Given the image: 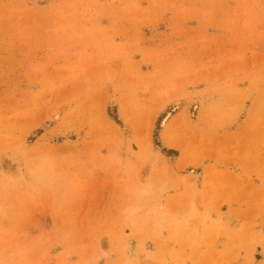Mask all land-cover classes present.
I'll list each match as a JSON object with an SVG mask.
<instances>
[{
    "label": "rangeland",
    "instance_id": "1",
    "mask_svg": "<svg viewBox=\"0 0 264 264\" xmlns=\"http://www.w3.org/2000/svg\"><path fill=\"white\" fill-rule=\"evenodd\" d=\"M0 182L8 264H264V0H0Z\"/></svg>",
    "mask_w": 264,
    "mask_h": 264
},
{
    "label": "bare ground",
    "instance_id": "2",
    "mask_svg": "<svg viewBox=\"0 0 264 264\" xmlns=\"http://www.w3.org/2000/svg\"><path fill=\"white\" fill-rule=\"evenodd\" d=\"M57 118V117H56ZM54 121V120H53ZM164 124V123H163ZM28 165V164H27ZM65 171V170H64ZM64 171H60L57 175L56 174H54V172H52L50 169H48V168H44V169H41V170H39V171H36L34 168H27V170L25 171V173L24 174H22V178L24 179V183H25V185L27 184L28 185V180H29V182L30 183H32L33 184V186L34 187H42V188H48V187H50V186H52V184H56L57 182H59V181H63V180H65V178L63 179V175L66 173V172H64ZM56 173V172H55ZM65 176V175H64ZM63 179V180H62ZM66 182V181H65ZM0 184H1V182H0ZM60 184H62V183H60ZM60 184H58V185H56L55 187L59 190H61V185ZM132 184V183H131ZM63 185V184H62ZM133 185H135V183L134 184H132L131 186H130V189L129 190H132V189H138L137 191H139V187L138 188H134L133 187ZM161 185V184H160ZM163 185V184H162ZM161 185V187L160 186H158L157 185V188H159V190H161V191H159V192H162V186ZM3 186V185H2ZM2 186L0 185V188L2 189ZM24 186V185H23ZM63 186H65V184L63 185ZM136 186H137V184H136ZM55 187H53V189L55 188ZM27 188V187H26ZM29 188L31 189V186H29ZM5 189H6V191L8 192L9 190H8V188H6L5 187ZM25 189V188H24ZM28 189V188H27ZM141 189V188H140ZM3 190H4V188H3ZM55 190V189H54ZM57 190V191H58ZM63 190H64V188H63ZM142 190V189H141ZM61 192H62V190H61ZM57 193V192H56ZM62 193H64V192H62ZM135 193H137L138 194V192H135ZM57 194H61L60 192L59 193H57ZM134 194V193H133ZM136 194V195H137ZM11 195V194H10ZM139 195V194H138ZM5 208V207H4ZM2 211H3V206L0 204V213H2ZM134 211V210H133ZM7 212V211H6ZM128 213H131V212H127V214ZM133 213V212H132ZM3 214V213H2ZM149 222V221H148ZM150 223H151V221H150ZM149 224V223H148ZM147 224V225H148ZM137 225V224H136ZM133 226V225H132ZM134 227V226H133ZM136 228V227H135ZM1 247V246H0ZM3 247V246H2ZM2 247L0 248V264H8V262H11L12 260H13V257H14V253L15 252H13V249L12 250H10L9 252H8V254H7V256L6 255H2ZM5 247H7V245L5 246ZM4 248V247H3ZM19 252H17L16 251V254H18ZM101 256V255H100ZM97 258L99 257V256H96ZM96 257H94L95 258V260H96ZM91 260H94V259H91ZM27 263V262H26ZM31 263H33V262H31ZM46 263V262H45Z\"/></svg>",
    "mask_w": 264,
    "mask_h": 264
}]
</instances>
